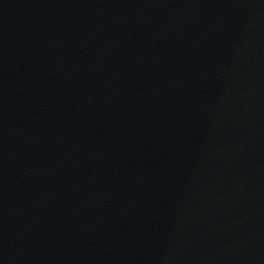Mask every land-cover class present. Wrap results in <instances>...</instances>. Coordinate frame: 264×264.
Listing matches in <instances>:
<instances>
[{
    "label": "water",
    "instance_id": "water-1",
    "mask_svg": "<svg viewBox=\"0 0 264 264\" xmlns=\"http://www.w3.org/2000/svg\"><path fill=\"white\" fill-rule=\"evenodd\" d=\"M0 264H264V0H0Z\"/></svg>",
    "mask_w": 264,
    "mask_h": 264
}]
</instances>
